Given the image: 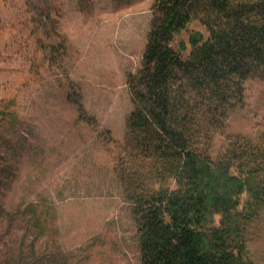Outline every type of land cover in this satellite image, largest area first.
Returning <instances> with one entry per match:
<instances>
[{
	"label": "rangeland",
	"instance_id": "374dc122",
	"mask_svg": "<svg viewBox=\"0 0 264 264\" xmlns=\"http://www.w3.org/2000/svg\"><path fill=\"white\" fill-rule=\"evenodd\" d=\"M153 4L0 0V264H142L116 168L133 111L128 76L143 68ZM193 34L208 37L195 21L174 48ZM76 99L93 124L79 119ZM263 134L264 69L246 81L210 155L231 137ZM30 206L47 213L38 238ZM244 244V261L264 264V209Z\"/></svg>",
	"mask_w": 264,
	"mask_h": 264
},
{
	"label": "trees",
	"instance_id": "16d2710c",
	"mask_svg": "<svg viewBox=\"0 0 264 264\" xmlns=\"http://www.w3.org/2000/svg\"><path fill=\"white\" fill-rule=\"evenodd\" d=\"M151 11L143 68L128 76L133 111L116 168L142 264H250L244 233L264 209V134L229 138L216 160L210 149L243 105L246 81L264 69V0H154ZM195 21L208 37L174 48ZM25 213L42 236L47 213Z\"/></svg>",
	"mask_w": 264,
	"mask_h": 264
}]
</instances>
